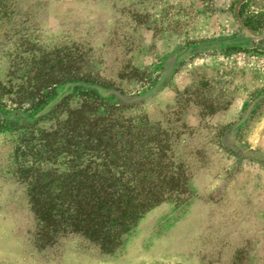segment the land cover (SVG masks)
I'll return each instance as SVG.
<instances>
[{
	"label": "rangeland",
	"instance_id": "obj_1",
	"mask_svg": "<svg viewBox=\"0 0 264 264\" xmlns=\"http://www.w3.org/2000/svg\"><path fill=\"white\" fill-rule=\"evenodd\" d=\"M95 123L173 189L111 252L41 228L19 168ZM0 264H264V0H0Z\"/></svg>",
	"mask_w": 264,
	"mask_h": 264
},
{
	"label": "trees",
	"instance_id": "obj_2",
	"mask_svg": "<svg viewBox=\"0 0 264 264\" xmlns=\"http://www.w3.org/2000/svg\"><path fill=\"white\" fill-rule=\"evenodd\" d=\"M117 102L119 105L113 104L114 109L124 108L128 103L122 98ZM54 104L46 103L40 113L47 110L51 114L57 107ZM19 115L22 116V112ZM111 126L103 124L99 127L95 123V130L93 134L89 130L87 139L77 137L73 140L70 136L71 141L65 142L59 137L58 140L48 138L47 142L41 143L43 148L37 150L36 159L47 158L52 164L45 165L40 161L35 166H19L27 173L30 171L27 177L30 179L31 206L42 224L41 228L44 227L46 232L50 228L52 233H79L99 244L106 252L120 245L122 236L134 227L141 213L161 199H168L169 196L163 198L162 194L170 195L173 190L147 185V181L153 179L166 183L170 175L160 165L152 163L155 160L152 152L145 153L142 145L147 141L129 138L118 140L106 130ZM122 131L124 134L127 128ZM163 142L154 147L162 151L165 147ZM23 152L25 155L30 153ZM127 153H131L134 159L132 172L137 182L133 185L125 182L128 178L124 175L125 168L111 171L108 163L109 157L115 156L117 161L126 165ZM58 159L59 166H54ZM160 160L161 156L156 158L157 162Z\"/></svg>",
	"mask_w": 264,
	"mask_h": 264
}]
</instances>
